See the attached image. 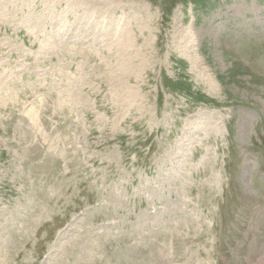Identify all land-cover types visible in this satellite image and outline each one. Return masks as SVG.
<instances>
[{
	"label": "rangeland",
	"instance_id": "1",
	"mask_svg": "<svg viewBox=\"0 0 264 264\" xmlns=\"http://www.w3.org/2000/svg\"><path fill=\"white\" fill-rule=\"evenodd\" d=\"M0 264H264V0H0Z\"/></svg>",
	"mask_w": 264,
	"mask_h": 264
}]
</instances>
